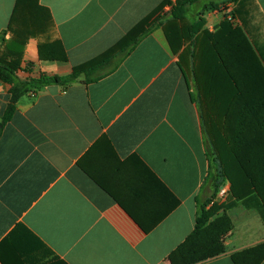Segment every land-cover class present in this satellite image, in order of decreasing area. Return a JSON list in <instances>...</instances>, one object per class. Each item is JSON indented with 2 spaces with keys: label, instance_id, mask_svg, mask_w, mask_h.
Returning <instances> with one entry per match:
<instances>
[{
  "label": "crops",
  "instance_id": "0c3cea01",
  "mask_svg": "<svg viewBox=\"0 0 264 264\" xmlns=\"http://www.w3.org/2000/svg\"><path fill=\"white\" fill-rule=\"evenodd\" d=\"M16 1L0 0V51ZM39 1L67 60H41V40L29 39L21 80L69 76L165 0ZM210 3L200 15L209 38L199 32L194 48V17L167 18L106 77L21 97L0 135V264H185L177 248L212 194L207 104L195 73L203 77L202 53L209 52V121L218 113L238 118L237 152L255 155L253 190L264 208V0ZM9 91L0 81V124ZM223 184L230 192V181ZM227 215L233 229L197 264H234L233 254L264 242L257 209L238 204Z\"/></svg>",
  "mask_w": 264,
  "mask_h": 264
},
{
  "label": "trees",
  "instance_id": "16d2710c",
  "mask_svg": "<svg viewBox=\"0 0 264 264\" xmlns=\"http://www.w3.org/2000/svg\"><path fill=\"white\" fill-rule=\"evenodd\" d=\"M237 0H176L173 10L167 16L161 15L164 7L171 5V0H165L148 16L132 28L119 42L101 55L73 68L67 77L41 75L38 78L21 80L18 72L24 55V49L29 39L38 38L39 57L41 60L66 61L67 55L62 43L53 38L55 23L50 10L40 4L39 0H17L15 8L5 34L9 40L3 39L0 51V81L10 86V101L3 121L0 124V135L4 126L11 120L17 109V103L24 95L35 92L45 86L57 84L69 87L76 82L90 84L113 73L121 62L128 57L136 46L155 28L162 26L165 19L170 18L183 21L194 17L188 29L192 37V48L196 43V36L203 32L209 38V32L203 30L205 21L200 16L211 9H216L218 3ZM202 6L203 10L195 14V9ZM199 16V17H198ZM198 17V21H196ZM234 17V14H233ZM205 39H203L204 41ZM194 55V54H193ZM202 53L201 73L196 71L197 88L203 89L206 107L205 115L201 114L203 133L207 144L209 159V174L207 183L211 188L210 199L198 206L196 227L186 240L177 248V254L185 264H197L207 260L204 248L221 239L233 229V223L227 211L243 204L247 208H255L264 220V208L254 195L255 184V155L253 152L238 154L237 130L238 118L221 119L220 114L211 117L209 121V64L208 58ZM199 90V88H198ZM200 101L201 95L197 96ZM225 179L231 183L226 201L215 202L217 193ZM254 199L257 205L251 206L247 201ZM210 207L207 209V206ZM234 264H261L264 261V242L254 247L242 250L232 255Z\"/></svg>",
  "mask_w": 264,
  "mask_h": 264
},
{
  "label": "built area",
  "instance_id": "2783aa9c",
  "mask_svg": "<svg viewBox=\"0 0 264 264\" xmlns=\"http://www.w3.org/2000/svg\"><path fill=\"white\" fill-rule=\"evenodd\" d=\"M228 193H229V187L227 186V184H223L217 193L215 202L218 203L223 202L227 198Z\"/></svg>",
  "mask_w": 264,
  "mask_h": 264
}]
</instances>
